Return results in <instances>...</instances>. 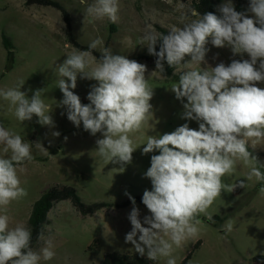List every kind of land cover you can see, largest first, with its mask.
Wrapping results in <instances>:
<instances>
[{
    "label": "clouds",
    "instance_id": "obj_1",
    "mask_svg": "<svg viewBox=\"0 0 264 264\" xmlns=\"http://www.w3.org/2000/svg\"><path fill=\"white\" fill-rule=\"evenodd\" d=\"M85 11L115 23L119 0H94ZM219 11L221 16L212 12L201 15L192 10L191 15L198 18L188 20L182 16V26L170 27L167 34L158 33L149 25L142 37L148 53L156 57V71L164 72L165 61L174 69L185 68L171 90L182 102L181 118L199 125L194 129L184 123L172 132L149 136L143 144L144 154L159 153L151 156L150 167L144 174L152 185L142 196L150 215L141 220L135 199L128 194L134 207L128 216L132 227L125 242L149 260L167 258L166 264H177L174 249L200 233L196 217L207 214L226 188L222 178L234 171L237 161H257L249 151V141L254 147L264 139V88L257 86L264 83V0H250L252 17L236 11L232 0H226ZM209 38L214 47L229 48L233 57L247 54L249 59L233 58L229 64L208 65L205 57ZM100 43L97 39L89 50L71 52L58 65L57 87L63 93L59 103L67 108V118L77 128L82 123L91 135L102 134L103 138L96 141L102 158L108 163L125 165L131 163L136 150L130 134L139 132L148 122L154 93L145 78V64L114 55L108 48L97 58L92 50ZM186 56L191 60L182 63ZM78 75L97 82L88 93V104H82L71 90L77 87ZM23 85L21 81L15 88L0 89V97L10 103L20 122L35 115L41 125L52 126V110L44 103L42 90H36L29 98L21 91ZM0 145L5 153L11 152L9 158L0 157V208L5 211L0 214V264L49 261L55 256L51 240L34 251L31 230L23 224L10 228L11 218L6 214L12 201L27 195L21 187L17 166L32 159L31 145L2 125ZM253 177L264 181V173L255 166L247 174L248 180ZM245 186L244 181H239L238 187ZM260 191L264 193V187ZM207 218L212 220L211 215ZM221 227L230 232L233 225L229 221ZM39 238H43L42 234Z\"/></svg>",
    "mask_w": 264,
    "mask_h": 264
},
{
    "label": "rangeland",
    "instance_id": "obj_2",
    "mask_svg": "<svg viewBox=\"0 0 264 264\" xmlns=\"http://www.w3.org/2000/svg\"><path fill=\"white\" fill-rule=\"evenodd\" d=\"M57 1L68 9L74 35L79 43L90 45L99 39L101 43L96 50L100 54L104 48H108L114 55H123L146 65L145 78L154 93L150 100L152 115L139 132L130 134L133 140L146 143L149 136L172 132L184 123L198 129L196 121L181 118L182 102L176 99L171 90L178 84L179 76L185 68L180 66L174 69L165 61L164 72L161 74L156 71V57L150 55L147 45L142 43L149 25L161 33L162 29L169 30L174 25L182 26V16L188 20L196 19L191 12L197 0H119L118 19L115 23L107 17L97 19L86 13V8L94 0H84L83 3L81 0ZM225 2L226 0L218 1L217 16L222 15L219 8ZM232 3L236 11L248 17L253 16L249 11L250 0H232ZM3 33L11 39L15 53L14 67L8 72H5ZM159 45L160 41L156 47ZM206 47L209 50L205 59L212 67L220 62L229 64L233 58L249 59L247 54L233 57L227 47H214L210 38ZM75 50L77 49L66 41L65 24L59 11L51 7H27L24 0H0V89L15 88L23 81L21 91L26 92L29 98L36 90H42V99L50 106L54 122L52 126L41 125L35 115L31 120L20 122L14 115V108L0 97V125L29 143L32 155L30 161L25 160L17 166L21 187L26 189L27 195L7 206L6 214L11 218L10 228L17 224L28 227L33 204L50 187L60 184L81 190L83 186L84 189L87 187L91 196H96L94 194L99 188V183L94 180L84 183L80 171L86 170L88 163L81 158L83 153L79 151L85 148V140L97 141L103 138L102 134L91 135L83 129L82 123L77 128L68 120L67 108L59 103L63 100V93L57 87L60 79L57 67L63 63L66 55ZM190 60L191 57L186 56L182 63ZM95 84L96 81L78 75L77 87L71 90L80 97L82 104H88V93ZM257 86L264 88V83H258ZM184 102H187L186 99ZM57 132L58 136L55 135ZM3 147L0 145V157L9 158L11 152L5 153ZM249 147L257 161L250 164L237 161L234 171L222 178L226 188L221 195L207 209V214L200 213L196 217L201 229L196 237L206 240L207 245L210 242L214 246L211 250L204 246L200 252L195 251L188 260L189 264H207L208 261L209 264H263L264 193L260 189L264 187V181H258L255 177L248 180L247 174L253 166L264 173V139L254 147L252 141H249ZM239 181H244L246 186L240 196H236L229 189L232 185H238ZM81 195L86 198L85 193L81 192ZM239 205L243 206L233 216L226 217ZM72 211L69 202H62L50 211V224L45 227V235L33 250L38 252L51 240L55 256L49 261L41 260L40 264H101L105 255L110 253L113 245L111 242H100L96 221L77 217ZM0 214H5L3 208H0ZM208 215H217L222 219L221 222H216L217 227L206 221ZM229 221L233 228L226 232L221 226ZM95 240L98 241V247L90 250L89 247ZM195 244V238H191L184 242L181 249L173 252L177 264L183 263ZM215 246L216 252L213 250ZM250 257L262 259L254 262L253 258L252 261L248 260ZM166 260L167 258H158L155 261L156 264H166Z\"/></svg>",
    "mask_w": 264,
    "mask_h": 264
},
{
    "label": "crops",
    "instance_id": "obj_3",
    "mask_svg": "<svg viewBox=\"0 0 264 264\" xmlns=\"http://www.w3.org/2000/svg\"><path fill=\"white\" fill-rule=\"evenodd\" d=\"M133 141H134L133 147L136 148V150L132 154L131 163L125 165L113 164L111 162L108 163L104 158H102L97 152L96 140H89V141L85 140V143L83 144L85 148L79 151L83 153L81 158L82 159L84 158L88 163V167H85L86 170L81 169L80 171V173L83 176L82 179H84V183L89 182L90 180H94L95 182L99 183V188L97 190V193L94 194L96 196H91L90 192L87 191V187L84 189V187L82 186V188H80L81 190L75 189L78 195L80 196V198L82 199V201L86 205H92L95 203H110V204L126 203L125 205L120 207L102 208L89 216H82L72 206L70 201L57 202L53 206L54 208L56 205H59L62 202H69L70 208H72L73 210L72 212L74 213V215H76L77 217H82L85 219L88 218L96 221V224L99 229L100 242H105V241L111 242V245H113L111 247L110 253L108 254L116 253V254H128V255L140 256L135 252L133 245L125 242V236L128 232L131 231V227H132L128 219V216L132 208L134 207L132 201L129 199L128 194H130V196L135 199V207L139 209L141 220H143V218L146 215H150L146 206L143 203L137 201V199H142L144 191L146 189L151 190L152 188L150 179L146 178L144 174L146 173L147 169L150 167L151 156L159 153L152 152V153L144 154L143 147L145 145L143 144L145 143H141V141L139 140H133ZM249 151H251L250 147H249ZM75 167L78 168L77 165ZM230 189H233L232 191L236 196H240L244 188L238 187V185H232L230 186ZM81 192L83 194L84 193L86 194V198L82 197ZM215 200H217V198ZM67 208L69 209V206H67ZM48 215L47 217L48 220L50 221ZM211 217L213 219L214 217H218V216L214 215ZM206 219L207 222L213 223V225L217 227L216 222H212V220H209L207 217ZM194 238L196 244L192 247V250L188 253V255L193 252L195 246L198 243H200V246L196 250V252H200L204 246H207V248H209L210 250L214 246V244L210 242L207 245V242L204 239H198L197 237ZM94 242H96V245L92 244V247L97 248L98 241L95 240ZM113 242L115 244H112ZM182 247L176 248L174 249V251L181 249ZM213 250L214 252H216V246L213 248ZM143 257L147 258L146 255ZM252 258L253 257H250L248 260L252 261ZM207 264H209V261L207 262Z\"/></svg>",
    "mask_w": 264,
    "mask_h": 264
},
{
    "label": "trees",
    "instance_id": "obj_4",
    "mask_svg": "<svg viewBox=\"0 0 264 264\" xmlns=\"http://www.w3.org/2000/svg\"><path fill=\"white\" fill-rule=\"evenodd\" d=\"M219 0H197L194 5V10L199 12L201 15L212 12L217 15V4ZM25 6H39V7H51L60 12L63 22L65 24V37L67 43L71 44L77 50H89V45H82L79 43L74 35L73 21L68 9L57 0H24ZM198 18V17H197ZM166 29H162L161 33L167 34ZM161 43V42H160ZM2 45L6 52V63H5V72L11 71L15 63V53L14 46L11 39L5 34H2ZM160 46V45H159ZM159 46L156 47V50L159 51ZM92 53L95 57L99 58L100 53L95 49L92 50ZM61 201H70L72 206L79 212L82 216H89L95 213L96 211L102 208L110 207H120L125 205L123 204H110V203H95L92 205H86L77 191L69 186L55 185L50 187L45 191L40 198L33 204L30 217L28 219V228L32 233L31 247L34 249L36 244L40 241L39 238L42 234V237L46 233V226H49L50 221L48 220V213L53 208L54 204ZM137 201L142 203V199H137ZM242 205L235 206L231 210L227 217L233 216ZM214 222H221L219 217H214L212 219ZM96 245V242L93 243ZM93 245V246H94ZM200 243H198L193 252L187 256L182 264H188V260L192 254L199 248ZM92 246L90 247V250ZM262 257L253 258L255 262L260 261ZM264 264V262H262ZM101 264H156L155 260H149L147 258L137 256V255H128V254H116L111 253L107 254Z\"/></svg>",
    "mask_w": 264,
    "mask_h": 264
}]
</instances>
